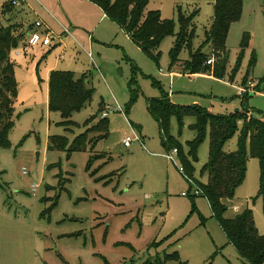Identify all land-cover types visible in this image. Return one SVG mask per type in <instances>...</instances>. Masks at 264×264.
<instances>
[{
	"label": "rangeland",
	"instance_id": "rangeland-1",
	"mask_svg": "<svg viewBox=\"0 0 264 264\" xmlns=\"http://www.w3.org/2000/svg\"><path fill=\"white\" fill-rule=\"evenodd\" d=\"M10 1L0 0V5ZM16 2L13 12L0 18L2 24L42 21L52 39L47 47L19 45L9 57L17 93L10 146L0 148V264H157V258L176 264L163 259L175 252L185 264H248L227 241L207 199L194 194L196 184L179 171V155L173 162L166 159L173 148L162 145L146 102L160 96L161 88L178 105L200 104L227 114L241 108L238 87L251 80L260 84L259 91L250 94L245 106L255 117L264 113V0H243L241 17L228 31L225 62L208 44L203 52L214 62L194 74L182 70L187 48L178 56L181 67L169 66L174 36L163 39L156 60L89 0ZM213 3L148 0L145 12L159 10L162 18L173 19L176 33L177 8L185 14L197 9L195 49L211 24ZM243 38L247 44L242 48ZM222 62V75L214 76L213 66ZM53 66L51 70L71 71L76 77L87 73V86L93 88L90 101L69 118L74 124L68 128L60 124L58 113L48 110L47 71ZM104 112L107 137L92 151L87 146L68 155L75 137ZM193 122L187 116L180 127L172 118L169 127L187 158ZM241 129L242 123L224 151L236 149ZM49 136L62 137L67 145L48 149ZM125 137L136 140L125 147ZM208 145L207 134L192 161V177L200 184L207 182L202 168ZM94 155L99 159L87 168ZM258 186L259 163L249 156L245 178L224 216L251 209L256 230L264 235Z\"/></svg>",
	"mask_w": 264,
	"mask_h": 264
},
{
	"label": "trees",
	"instance_id": "trees-1",
	"mask_svg": "<svg viewBox=\"0 0 264 264\" xmlns=\"http://www.w3.org/2000/svg\"><path fill=\"white\" fill-rule=\"evenodd\" d=\"M89 1L97 4L107 18L125 30L133 43L156 60L159 58V46L163 39L167 36H174L173 47L169 51V66H174L179 61L178 56L181 50L187 48L188 59L183 61L182 70L191 74L199 73L209 66L206 64L207 54L203 52L208 44L217 58L225 62L227 58L225 43L228 31L231 24L240 19L243 6V0H214L211 24L204 30L203 43L194 49L192 46L195 36L193 18L197 14V9L185 14L180 7L177 8L179 28L174 33L173 19L162 18L159 10L145 12L148 0ZM12 2L4 3L0 7V18L13 12ZM26 32L27 29L23 24L14 22L3 25L0 19V148L10 146L9 133L14 125L13 98L16 96L17 87L13 64L9 57L12 49L20 43L25 44ZM246 44L243 38L241 47L243 48ZM224 62L219 66H213L214 76L222 75ZM259 85L258 83L255 86V90L259 91ZM92 94L93 88L87 86V73L76 77L73 72L67 70L50 71L48 110L60 115L61 125L68 128L74 124L69 118L90 101ZM249 96L250 94H246L241 98V108L236 112L215 114L200 104L178 105L173 103L167 92L160 88V96L149 98L146 107L158 124L162 145L168 150L172 148L177 150L185 179L189 183H195L197 194L207 199L212 217L218 222L227 241L233 245L238 256L248 264H264V235L258 234L251 209L246 208L232 218L224 216L227 203L232 202L236 188L245 178L249 156L256 158L259 163L257 198L261 200L264 215V113L258 117L251 113L245 106V101ZM187 116L194 118L190 129L195 132L194 137L186 143L188 158L184 155L180 144L169 133L172 118H175L178 125L182 127L183 120ZM90 119L92 122V118ZM240 123H242V129L236 149L229 152L224 151L225 143L238 131ZM90 134L92 136H89ZM207 134L209 136L208 160L202 168V173L207 174V182L200 184L192 177V161L197 160V149ZM107 135L108 123L104 116L97 123L87 126L85 132L75 137L68 148V155L72 152L83 151L87 146H90L92 151L95 143ZM66 145L67 141L62 137H48V149L53 147L63 149ZM96 156L89 158L87 168L95 159H99ZM163 259L164 261L173 260L176 264H185L179 259L177 252L164 254ZM157 264H163V260L157 258Z\"/></svg>",
	"mask_w": 264,
	"mask_h": 264
},
{
	"label": "built area",
	"instance_id": "built-area-1",
	"mask_svg": "<svg viewBox=\"0 0 264 264\" xmlns=\"http://www.w3.org/2000/svg\"><path fill=\"white\" fill-rule=\"evenodd\" d=\"M13 5H16V2L13 1L12 2ZM51 39H52V33L50 32V30L40 21H36L34 22L30 28H28L27 32H26V39H25V47L27 46L28 48H33L35 46H43V47H47L50 46L51 43ZM214 59H207L206 60V64L207 65H212ZM255 84L253 81L248 80L246 81V84L238 87V95L239 97H243L246 94H254L256 92L255 88H254ZM106 115V113H103L102 116L104 117ZM136 140V139H132L130 137H125L122 142L123 145L125 147H130V145L132 144V142ZM178 155L177 154V150L176 149H172L170 152H168L165 156L166 159L168 161L173 162L174 161V157ZM179 171L181 173L184 174V169L183 166L181 165L179 167ZM23 173H25V171L23 170ZM36 188L35 184H32V190L34 191ZM198 191L194 190V194H197ZM182 196L187 195L186 193H181Z\"/></svg>",
	"mask_w": 264,
	"mask_h": 264
},
{
	"label": "crops",
	"instance_id": "crops-1",
	"mask_svg": "<svg viewBox=\"0 0 264 264\" xmlns=\"http://www.w3.org/2000/svg\"><path fill=\"white\" fill-rule=\"evenodd\" d=\"M12 1H15V2H16V0H12ZM16 4H18V3L16 2ZM2 5H3V4H1L0 7H1ZM14 6H15V5H14ZM45 9H46V8H44V10H45ZM103 15H104V14H103ZM104 16H105V15H104ZM105 17H106V16H105ZM35 22H36V21H35ZM40 22H42V21H40ZM42 23L45 25L44 22H42ZM31 25H32V23H31V24H27L26 26H24V25H23V26H24V28H26V29L28 30L27 27H31ZM45 26H46V25H45ZM46 27H47V26H46ZM19 45H22L23 48H24V46H25V44L23 45L22 43L19 44ZM19 45H18V46H19ZM35 47H36V46H35ZM42 47H43V46H42ZM48 51H50V49H49ZM180 63H181V62H177V63H176V64L178 65V67H181V66H180ZM174 66H175V65H174ZM174 66H173V67H174ZM52 68H54V66L51 67V68H49L48 71H47V84H48L49 73H50V71H52V70H51ZM212 69H213V68H212ZM171 73H172V72H171ZM171 73H170V74H171ZM211 73L213 74L212 70H211ZM211 73H210V74H211ZM47 91H48V89H47ZM167 94L169 95V98H170V100H171V98H172L173 95L170 94L169 92H167Z\"/></svg>",
	"mask_w": 264,
	"mask_h": 264
},
{
	"label": "water",
	"instance_id": "water-1",
	"mask_svg": "<svg viewBox=\"0 0 264 264\" xmlns=\"http://www.w3.org/2000/svg\"><path fill=\"white\" fill-rule=\"evenodd\" d=\"M238 109H235L234 112H236Z\"/></svg>",
	"mask_w": 264,
	"mask_h": 264
}]
</instances>
